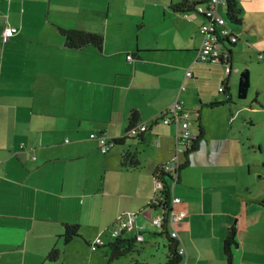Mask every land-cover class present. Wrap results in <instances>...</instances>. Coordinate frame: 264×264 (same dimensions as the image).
<instances>
[{
    "label": "crops",
    "instance_id": "0c3cea01",
    "mask_svg": "<svg viewBox=\"0 0 264 264\" xmlns=\"http://www.w3.org/2000/svg\"><path fill=\"white\" fill-rule=\"evenodd\" d=\"M206 2L0 0V264H54L64 255L79 264L96 253L99 235L105 245L114 240L108 228L127 212L137 214L136 229L146 227L144 244L149 236L162 248L141 212L155 197L156 169L176 155V126L162 116L177 97L198 119L194 130H204L180 158L172 191L175 211H186L174 223L186 259L228 264L224 240L233 228L234 264H264V186L252 174L264 166V13L246 14L236 0L232 64L206 63L196 60L205 18L194 12ZM219 11L227 16L228 3ZM7 24L19 31L5 43ZM61 27L101 34L102 49L67 47ZM245 70L250 86L240 98ZM133 110L150 131L142 142L114 144L128 134ZM126 151L136 152L138 166L123 163ZM72 224L81 236L65 242ZM146 245L142 259L166 262L164 250Z\"/></svg>",
    "mask_w": 264,
    "mask_h": 264
},
{
    "label": "trees",
    "instance_id": "16d2710c",
    "mask_svg": "<svg viewBox=\"0 0 264 264\" xmlns=\"http://www.w3.org/2000/svg\"><path fill=\"white\" fill-rule=\"evenodd\" d=\"M228 3V13L226 16L227 23L229 27L235 31L234 26L239 25L241 23L240 11L237 7L236 0H227ZM185 7V3H182L178 8L183 9ZM60 31L65 36V44L69 48L73 49H80L86 47L88 45H93L99 50L103 47L104 38L101 34L89 32L77 28H60ZM239 38L234 42L237 43ZM250 86V78L249 73L247 70L243 71L240 78V85H239V97L245 98L247 96V92ZM194 122L198 121V119H194ZM143 123L141 122L140 115L136 110L131 112V116L129 119V125L126 134L123 137L113 138L112 142L115 144L124 142L127 138H136L139 141H143L145 133L150 131V126L144 131L139 129V125ZM133 130H135V134H130ZM204 130L200 128V132L198 131V135L196 138L191 140L190 147L186 149L184 153L186 156L190 151L196 148L197 144L202 138ZM123 163L129 166H138L139 160L137 159L136 152L126 151L123 155ZM183 166L179 165L175 171H167L166 170V163L161 164L155 172L154 179L157 181L161 179L163 182V188L160 190H156L155 197L147 205L144 210L141 212L143 215L148 218L149 220L153 218L157 213L161 212L162 210L166 211L170 208V203L172 199V181L175 176L179 179V172ZM264 204V200H262ZM153 226V225H152ZM148 227V226H147ZM155 233L165 237L166 242V262L165 263H158V264H179L181 260V256L179 254V239L172 235L173 226L170 224L169 220H165L159 226H154ZM146 227L144 231H129L123 230L118 237H116L113 241L109 244L112 249V256L111 261L121 257L132 251H137L138 243H144L143 240L139 239L140 235H145ZM80 237V226L78 224L67 225L65 227V233L63 234L64 241L70 242L75 237ZM224 252L226 255V259L228 264H234L233 262V250L234 247L237 246L238 242L236 239V231L235 229H230L225 240H224ZM104 245H99L96 248H100ZM140 254L142 249L138 251ZM140 254H136V257H132L128 264H152L146 262L142 259ZM60 249L53 248L49 254V258L51 260H57L60 257Z\"/></svg>",
    "mask_w": 264,
    "mask_h": 264
},
{
    "label": "built area",
    "instance_id": "2783aa9c",
    "mask_svg": "<svg viewBox=\"0 0 264 264\" xmlns=\"http://www.w3.org/2000/svg\"><path fill=\"white\" fill-rule=\"evenodd\" d=\"M222 3H227V0H207L205 4H197L194 7V12L197 15H203L204 21L200 26V31L202 33L203 39L200 48L197 51L196 60L206 63H222L224 61H228L230 58L231 46L234 42L239 38V34L237 31H233L226 20V16L221 14L219 11V6ZM19 31L18 26L7 24L3 30V42H8L9 39L16 35ZM131 57V56H130ZM263 57V54L260 55ZM223 64V63H222ZM228 65V63H227ZM193 72L188 69L186 71V76H192ZM184 89L182 85L181 90ZM224 86L220 87V91H224ZM162 120L166 123H174L176 126V140H177V148L176 155L169 163H166L167 171H175L176 168L180 165V156L181 154L186 152V149L190 147L191 140L196 138L198 133L192 128L193 125V117L189 109L186 107V103L183 99L177 97L173 104L170 106L168 112L162 116ZM149 125L145 123H141L139 125V129L144 131L148 128ZM135 130H133L130 134H135ZM93 138H99L95 133L91 135ZM103 143L102 150L104 152L110 149V144L105 139H100ZM177 176L174 177L172 181V191L174 183L177 182ZM163 188V182L161 179L156 181V190H160ZM180 201L179 197L172 196L170 208H168L167 212L162 210L153 216L152 219L149 220L153 226H159L163 221L169 220L170 224L173 226L172 235L178 238V232L174 227V223L177 220H180L186 216V211L180 210L175 211L174 203ZM136 216L137 214L132 212H127L121 214L117 220L108 228L110 232V236L112 238H116L120 235L123 230L129 231H142L145 229L143 227L141 230L136 229ZM140 240L144 239L143 235L139 236ZM105 239L101 235H99L92 243L93 247H97L99 245H105ZM179 254L181 256V260L179 264H190L186 259V249L184 246H179Z\"/></svg>",
    "mask_w": 264,
    "mask_h": 264
},
{
    "label": "rangeland",
    "instance_id": "374dc122",
    "mask_svg": "<svg viewBox=\"0 0 264 264\" xmlns=\"http://www.w3.org/2000/svg\"><path fill=\"white\" fill-rule=\"evenodd\" d=\"M190 113H191V116L194 117V112H190ZM192 128L195 129L196 126L193 124ZM257 152L254 153V157H256V158H257V156H259V158L263 157L262 154H259ZM183 156L184 155L182 153L180 156L181 160L185 159ZM252 174L255 178L256 185L264 186V166H260L259 172H252ZM107 233L109 234L110 239H115V238H112L110 236L109 231H107ZM107 233H104V235H106ZM162 238L164 239V242H166L165 237H162ZM152 239L153 238H150L149 236L147 237V241L145 242V244H147L146 246H149V247L153 246L152 247L153 250L155 251V253L159 252V255H161V252L164 250L165 255H166L167 249H166L165 243L162 245V248L161 247L159 248V244L158 243L153 244V242L151 241ZM145 244L144 243H138L137 251L129 252V253L122 255L121 257L113 260V261H111L112 249H111L110 245H104V246H101L100 248H98V250H96V253H91L90 251L85 252L83 255L80 256V259L78 260V262H79V264H128L132 257H134V256L136 257V254H140L138 252L140 249L143 250L142 252L144 253L143 254L144 257H146V256L149 257L150 248H146V250L144 251ZM65 263L69 264V259L68 258L65 259V255H64V256H62L61 260L55 262L54 264H65Z\"/></svg>",
    "mask_w": 264,
    "mask_h": 264
},
{
    "label": "clouds",
    "instance_id": "9594fccd",
    "mask_svg": "<svg viewBox=\"0 0 264 264\" xmlns=\"http://www.w3.org/2000/svg\"><path fill=\"white\" fill-rule=\"evenodd\" d=\"M240 3L244 7L246 14L253 11L257 13H264V0H240ZM250 3L255 4L256 7H250Z\"/></svg>",
    "mask_w": 264,
    "mask_h": 264
},
{
    "label": "water",
    "instance_id": "95a60500",
    "mask_svg": "<svg viewBox=\"0 0 264 264\" xmlns=\"http://www.w3.org/2000/svg\"><path fill=\"white\" fill-rule=\"evenodd\" d=\"M230 61H231L230 63L232 64V61H233L232 60V48H231V52H230Z\"/></svg>",
    "mask_w": 264,
    "mask_h": 264
}]
</instances>
